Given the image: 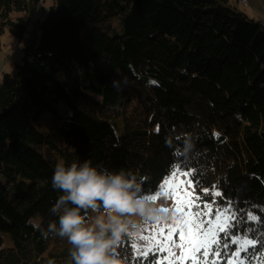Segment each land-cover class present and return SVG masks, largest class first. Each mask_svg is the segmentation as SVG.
<instances>
[{
	"label": "trees",
	"instance_id": "obj_1",
	"mask_svg": "<svg viewBox=\"0 0 264 264\" xmlns=\"http://www.w3.org/2000/svg\"><path fill=\"white\" fill-rule=\"evenodd\" d=\"M43 1L0 0L22 53L0 72V264H72L49 230L60 161L149 193L179 165L200 202L264 232V26L227 0ZM133 243L119 252L138 264Z\"/></svg>",
	"mask_w": 264,
	"mask_h": 264
},
{
	"label": "clouds",
	"instance_id": "obj_2",
	"mask_svg": "<svg viewBox=\"0 0 264 264\" xmlns=\"http://www.w3.org/2000/svg\"><path fill=\"white\" fill-rule=\"evenodd\" d=\"M193 145L186 141L184 151ZM52 187L62 194L51 208L58 223L49 230L71 246L72 264H129L119 252L124 240L144 225L170 218L166 207L145 191L137 175L109 171L88 160L66 165L57 162Z\"/></svg>",
	"mask_w": 264,
	"mask_h": 264
},
{
	"label": "snow or ice",
	"instance_id": "obj_3",
	"mask_svg": "<svg viewBox=\"0 0 264 264\" xmlns=\"http://www.w3.org/2000/svg\"><path fill=\"white\" fill-rule=\"evenodd\" d=\"M180 174V166L173 165L170 177L159 186L155 195L149 196V199L156 200L159 196L171 195L176 207L169 219L152 223V235L133 234L129 237L145 242L143 249L132 244L137 253L133 260L137 261L139 257L138 264H221L223 258L225 264H264V232L251 225L242 228L243 222L233 224L230 219L216 225L211 221L206 224L198 203L189 199L184 182L179 180ZM188 209L193 211L188 213ZM225 215L218 209L216 219L222 220ZM176 249L180 250L179 256Z\"/></svg>",
	"mask_w": 264,
	"mask_h": 264
},
{
	"label": "rangeland",
	"instance_id": "obj_4",
	"mask_svg": "<svg viewBox=\"0 0 264 264\" xmlns=\"http://www.w3.org/2000/svg\"><path fill=\"white\" fill-rule=\"evenodd\" d=\"M228 2L231 6L236 7L239 11L244 13L248 18L253 19L256 22L258 21L262 24V26H264V0H247V4L245 6H243L242 4H237L236 0H228ZM51 3L52 0H44L43 6L47 8ZM21 55L22 53L20 50L18 39L10 34L8 30H5L0 36V72H12L14 70L15 63L20 61ZM51 117L52 116L50 111L40 110L35 120L33 121V124L38 130L43 131L48 127ZM180 173L181 174L179 175V180L184 182L183 186L188 193L189 199H192L194 202L198 203L199 210L203 213L202 219H204L206 224L208 221H211L213 225H216L222 222H227L229 219L231 220V214L227 209H220L215 203H206L196 200L197 197L193 192V183L189 177L188 172L180 170ZM170 175L161 180L159 186L164 183L165 179L170 177ZM159 186L153 193H151L152 195H155L159 191ZM156 201L160 202L161 204H164V202L166 201V207H164V209H168V213L171 216L176 207V201L173 199V197L171 195L159 196ZM205 205H207L208 207L205 208ZM218 209L223 210V212L226 213L222 220L216 219V213ZM191 211H193V209L187 210L188 213H190ZM152 232L153 225L152 223H150L144 225L142 231L138 235H152ZM165 232H167L166 228ZM0 236L4 237L5 243L9 246V235L7 233L1 232ZM134 242L141 249L145 247L144 241H140L134 238ZM52 248L53 243L50 244L49 250ZM176 254L177 256L180 255L179 249H176Z\"/></svg>",
	"mask_w": 264,
	"mask_h": 264
},
{
	"label": "built area",
	"instance_id": "obj_5",
	"mask_svg": "<svg viewBox=\"0 0 264 264\" xmlns=\"http://www.w3.org/2000/svg\"><path fill=\"white\" fill-rule=\"evenodd\" d=\"M238 3L245 6L247 4V0H238Z\"/></svg>",
	"mask_w": 264,
	"mask_h": 264
},
{
	"label": "crops",
	"instance_id": "obj_6",
	"mask_svg": "<svg viewBox=\"0 0 264 264\" xmlns=\"http://www.w3.org/2000/svg\"><path fill=\"white\" fill-rule=\"evenodd\" d=\"M227 1H228V0H227ZM228 3H229V2H228ZM236 3L239 4V3H238V0H236Z\"/></svg>",
	"mask_w": 264,
	"mask_h": 264
}]
</instances>
